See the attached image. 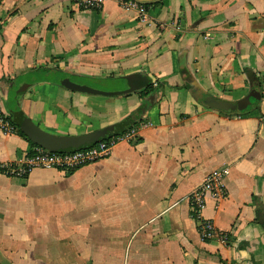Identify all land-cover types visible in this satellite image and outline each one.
Wrapping results in <instances>:
<instances>
[{"label":"crops","instance_id":"1","mask_svg":"<svg viewBox=\"0 0 264 264\" xmlns=\"http://www.w3.org/2000/svg\"><path fill=\"white\" fill-rule=\"evenodd\" d=\"M78 2L0 0V107L58 137L111 136L136 121L139 143L70 174L0 173V264H264V0H137L129 11ZM131 75L159 87L142 98L125 83L82 85L94 94L60 85ZM252 90L257 102L234 115L200 103ZM29 148L0 133V166ZM224 168L227 197L207 198L202 218L228 245L201 240L188 207Z\"/></svg>","mask_w":264,"mask_h":264},{"label":"built area","instance_id":"2","mask_svg":"<svg viewBox=\"0 0 264 264\" xmlns=\"http://www.w3.org/2000/svg\"><path fill=\"white\" fill-rule=\"evenodd\" d=\"M114 2L125 11L138 9L135 0H79L78 6L84 11H99L107 2ZM140 10V9H139ZM142 20L146 18L142 11ZM151 87H159L157 81H152ZM144 125L132 128L128 131L113 136L106 141L98 142L93 146L80 150L53 153L48 150L34 147L30 154H26L19 164H5L0 166V173L9 178L25 179L34 170H55L64 174L73 173L85 166L94 164L108 158L112 149L121 143L132 144L137 140V130ZM0 133L4 136L17 134L11 118L0 107ZM228 175V169L224 168L209 174L202 184L188 196L189 216L195 223L197 233L201 240L211 241L217 237L223 245H228V235L218 232L212 222L202 218V211L207 198L220 202L227 197L224 180Z\"/></svg>","mask_w":264,"mask_h":264},{"label":"water","instance_id":"3","mask_svg":"<svg viewBox=\"0 0 264 264\" xmlns=\"http://www.w3.org/2000/svg\"><path fill=\"white\" fill-rule=\"evenodd\" d=\"M137 2V0H135ZM162 1V0H158ZM156 2L143 3V5H152ZM126 83L127 88L130 92L135 93L143 89H146L149 85L148 81L139 75H131L124 78L107 80L101 82L98 80L85 78V77H71L68 80L61 82V87L66 90H75L78 92L86 94H94L87 88H83L82 85H98L102 83ZM27 86L22 88L18 95H22L26 90ZM203 97L200 103L211 110H215L225 115L237 114L241 108L250 109L259 99L260 94L257 90H252L249 94L242 100L231 104L223 101L216 100L210 96L202 94ZM13 122L15 126L19 129L21 134L25 139L32 145L48 150L53 153H66L71 151L80 150L86 147H90L99 142V138L107 135L106 131L94 132L84 136L77 137H58L47 134L41 131L37 126H35L29 119H27L22 113H18L14 116Z\"/></svg>","mask_w":264,"mask_h":264},{"label":"trees","instance_id":"4","mask_svg":"<svg viewBox=\"0 0 264 264\" xmlns=\"http://www.w3.org/2000/svg\"><path fill=\"white\" fill-rule=\"evenodd\" d=\"M146 7H147V6H146ZM146 7H145V8H146ZM42 81H43V79H41V78H35V80H34L33 82H35V83H39V82H42ZM151 89H152L151 84H149V86H148V87H147L142 93H140L141 95H143L142 98H146V97L151 93ZM247 111H248V110L243 109L239 114H240V115H243V114L247 113ZM18 113H20V112H18ZM18 113H17V114H18ZM12 123H13V125L15 126L13 120H12ZM138 125H139V122H136V121H130V122L126 123L125 125H122V126L117 127V130H116L111 136H107V135H105V136H103L102 138H99L98 140H99V142L106 141L107 139H109V138H111V137H113V136H116V135H118V134H120V133H123V132H125V131H128V130H130V129H132V128H136ZM15 128H16V133H17L19 136H21L22 138H25V137L21 134V132L19 131V129H18L16 126H15ZM28 143H29V142H28ZM136 143H139V140H138V139L136 140ZM29 146H30V148H29V151H28L27 154H30V153H31V150L35 147V146L32 145L31 143H29ZM0 172H1V171H0Z\"/></svg>","mask_w":264,"mask_h":264},{"label":"rangeland","instance_id":"5","mask_svg":"<svg viewBox=\"0 0 264 264\" xmlns=\"http://www.w3.org/2000/svg\"><path fill=\"white\" fill-rule=\"evenodd\" d=\"M55 78H57V77H55ZM112 84H114V83H112ZM126 84V83H125ZM123 82L122 83H119V85L117 86V87H112V86H110L108 83H105V84H103V85H101V86H96V87H94V88H96L97 90H101V91H112L111 89H116V88H125V85ZM83 88H87V89H90V88H93V87H87V86H83ZM117 89V90H118ZM113 92H116V91H113ZM7 115V114H6ZM9 116V115H8Z\"/></svg>","mask_w":264,"mask_h":264}]
</instances>
